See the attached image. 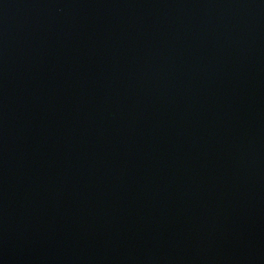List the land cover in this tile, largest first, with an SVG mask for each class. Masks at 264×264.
Wrapping results in <instances>:
<instances>
[{"label": "water", "instance_id": "1", "mask_svg": "<svg viewBox=\"0 0 264 264\" xmlns=\"http://www.w3.org/2000/svg\"><path fill=\"white\" fill-rule=\"evenodd\" d=\"M0 264H264V0H0Z\"/></svg>", "mask_w": 264, "mask_h": 264}]
</instances>
